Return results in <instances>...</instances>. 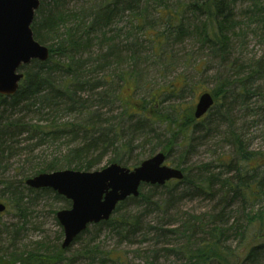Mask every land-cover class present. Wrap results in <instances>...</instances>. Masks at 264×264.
Wrapping results in <instances>:
<instances>
[{
    "label": "trees",
    "instance_id": "obj_1",
    "mask_svg": "<svg viewBox=\"0 0 264 264\" xmlns=\"http://www.w3.org/2000/svg\"><path fill=\"white\" fill-rule=\"evenodd\" d=\"M72 1L75 5L70 8ZM124 17L129 23L126 31L118 27ZM31 28L34 38L49 48V58L23 66L24 78L17 92L0 96V107L34 113L64 110L85 118L44 125L0 113V143L18 127V132L40 140L67 135L71 140L65 151L47 162L33 164L20 179L0 178V202L6 205L0 218L10 212L25 218L40 193H53L63 200L65 205L60 209L70 206L67 199L51 189H32L25 184L27 178L39 173L91 171L111 163L126 166L127 156L138 149L141 156L134 161V168L157 152L169 158L177 150L181 153L176 167L183 171V179L163 186L141 185L138 197L118 203L108 220L89 225L74 239L72 243H81V247L69 260L77 264H132L133 253L143 264H264V243H249L243 246L245 252L229 244L231 238L243 239L252 223L264 224V152L249 151L240 128L228 119L231 107L247 104L258 92L264 81V55L242 60L232 75L218 73L216 87L210 91L214 104L200 119L194 118V108L162 106L165 100L179 97L184 84L177 90L169 87L154 91L148 99L135 96L141 75L139 34L156 52L168 40L181 43L194 39L229 70L233 62L228 61V55L234 38L254 34L264 43V0H40ZM121 31L125 45L119 40ZM122 49L131 55L123 56ZM126 58L131 63H126ZM86 92L90 96H84ZM112 103H117L119 113L101 119L98 111ZM215 106L222 108L210 113ZM222 122L226 128L219 141L230 147L229 152L220 154L216 164L195 168L188 165L194 141L213 137ZM2 152L0 145V157ZM253 161L258 163L250 167ZM145 187L148 189L143 191ZM26 192L34 195L30 197ZM190 195L209 196L215 202L209 212L201 215L183 219L171 215V207ZM250 200H260L262 208L247 214L243 209L247 224L236 219L230 222L231 205L238 202L246 208L253 204ZM153 210L162 216L155 223L147 220ZM8 230L0 222V264L68 261L65 253L72 244L65 249L58 244L51 250L8 252L2 245V241L11 244L10 239H2L8 236ZM104 231L116 237V247L106 249L95 243ZM14 233L17 230L11 232L12 237ZM131 246L136 247L130 249Z\"/></svg>",
    "mask_w": 264,
    "mask_h": 264
},
{
    "label": "rangeland",
    "instance_id": "obj_2",
    "mask_svg": "<svg viewBox=\"0 0 264 264\" xmlns=\"http://www.w3.org/2000/svg\"><path fill=\"white\" fill-rule=\"evenodd\" d=\"M77 1L81 3L83 0ZM74 5L75 1H72L69 7L73 8ZM128 25L127 17H124L118 24V27L126 31L129 28ZM138 37L139 45L137 46V54L140 57L138 69L141 75L140 80H138L135 96L137 98L148 99L154 91H166L169 87L177 90L182 84L186 85L185 90H182L179 97L165 100L162 104L163 107L182 105L186 109H193L201 93L206 91L210 92L216 87L215 76L218 73L226 76L232 75L238 70L237 67L242 60L250 57L259 58L264 55V43L261 42L257 35L249 34L245 38L236 37L233 40V48L228 55V61L233 62V65L229 70H225L221 65L220 59L213 57L208 49L203 48L194 39H186L181 43L168 40L156 52L151 47V44L144 40L141 34ZM119 40L122 45L126 44L125 34L122 31ZM122 50L124 52L122 54L123 56L126 55L128 57L131 55L130 52L126 53L125 49ZM127 62L131 63L128 58H126ZM100 75L102 74H98V76ZM260 84L261 86L258 92L251 96L249 101L246 102L247 104L236 103L231 107L228 118L230 121H234L236 126L240 128L241 133H243V139L246 140L247 149L256 153L264 152V81H261ZM84 96H90V93L86 92ZM220 108L222 107L215 106L210 113L219 112ZM119 111L120 108L117 103H112L109 106L101 108L98 114L102 115L101 119H107L111 115H116ZM0 113H5L10 119H21L23 122L30 123L39 122L44 125L51 123L62 125L63 123H70L80 118H85L84 115L67 113L64 110L51 111L49 109L41 113H34L20 111L19 108L9 109V107L5 108L3 106L0 107ZM213 117L214 114L211 115V118ZM1 123H5V120H2ZM225 128L226 123L222 122L213 137L211 136L203 141H197L198 144L194 141L192 153L187 161L188 165L195 168L210 162L216 164L215 159L220 154L228 153L230 147L223 146L219 141L220 135ZM13 130L14 128L10 132ZM19 130H21L19 127L16 128L12 134L6 136V140L3 139V143H0L1 148L3 147L2 156L0 157V178L20 179L24 173L31 169L33 164L47 162L55 154L65 151L67 144L71 141L70 135L59 137L55 140L49 138L40 140L39 137H33L25 132H18ZM180 153L177 150L173 152L172 156L166 160L167 165L176 166ZM140 156L139 150L134 149L127 156V164L125 167L131 168L135 163L134 161ZM109 157L110 155L104 157L103 161L105 162V159ZM257 163V161L251 162L250 167H255ZM258 170L260 171L261 168ZM147 189L145 187L143 191ZM182 189L183 187L180 190ZM26 193L30 197L34 195L33 193ZM38 195L37 199L30 205L25 218L19 219L17 216H14V212L4 213L1 216L0 222L6 224L9 228L8 236H3L2 239H10L11 244H7L5 241H2L3 243L1 242L4 247L7 246L8 252L14 250L20 252L51 250L58 244H61L63 233L56 219V212L64 207L65 202L55 198L53 193H40ZM163 196L165 195L162 194ZM214 202V200H210L209 196L190 195L172 206L170 213L179 219H183L185 216L192 214L201 215L209 212ZM254 203L251 206H245L246 208H242L238 202L233 203L229 210L230 222L236 219L240 223L247 224L244 213H254L262 208L263 203L260 200ZM243 209H246L244 213ZM130 210L134 211L131 208ZM160 217H162L161 213L154 212L153 210L147 220L155 223ZM165 217L166 219L169 218L167 215ZM14 230H17V233H14L12 237L11 232ZM262 234H264V224L260 226L258 222H255L247 227L246 232L243 234V239L240 240V237L231 238L229 244L235 248H239L240 246L243 251L245 249L243 246H247L249 243L255 245L263 244L264 235ZM97 238L95 243L101 244L106 249L116 247V237L107 231L101 233ZM136 246H131L130 249H134ZM80 247L81 243H72L69 251L65 253L68 261L60 264H77L78 262L74 263L69 258H72L73 254ZM262 257H264V253ZM130 260L132 264H143V261L135 257L133 253L130 254ZM163 262L169 263V261L165 260Z\"/></svg>",
    "mask_w": 264,
    "mask_h": 264
},
{
    "label": "water",
    "instance_id": "obj_3",
    "mask_svg": "<svg viewBox=\"0 0 264 264\" xmlns=\"http://www.w3.org/2000/svg\"><path fill=\"white\" fill-rule=\"evenodd\" d=\"M40 0H0V96L14 95L24 78L23 66L33 60L49 58V48L38 42L32 22ZM210 92L198 96L193 115L200 119L213 106ZM166 156L157 152L134 168L111 163L91 171L62 169L39 173L25 180L32 189L48 188L70 202L69 208L56 212L63 232L62 249L89 225L108 220L118 203L138 197L143 184L163 186L181 180L180 169L165 164ZM6 205L0 202V213Z\"/></svg>",
    "mask_w": 264,
    "mask_h": 264
},
{
    "label": "bare ground",
    "instance_id": "obj_4",
    "mask_svg": "<svg viewBox=\"0 0 264 264\" xmlns=\"http://www.w3.org/2000/svg\"><path fill=\"white\" fill-rule=\"evenodd\" d=\"M210 94H211V92H210ZM211 95H212V94H211ZM212 97H213V95H212ZM213 99H214V97H213ZM210 109H211V108H210ZM210 109L208 110V112L210 111ZM208 112H207V113H208ZM207 113H206V114H207ZM206 114H205V115H206ZM205 115H204V116H205ZM202 117H203V116H202ZM202 117H201V118H202ZM164 154H165V153H164ZM165 156H166V154H165ZM166 160H167V158H166ZM166 160H165V164L167 165ZM168 166H171V165H168ZM171 167L177 168L176 166H171ZM177 169H180V168H177ZM180 170H181V169H180ZM181 171H182V170H181ZM182 173H183V171H182ZM183 177H184V173H183ZM182 179H183V178H182ZM182 179H181V180H182ZM181 180H180V181H181ZM178 181H179V180H178ZM62 240H63V239H62ZM61 243H62V242H61Z\"/></svg>",
    "mask_w": 264,
    "mask_h": 264
}]
</instances>
